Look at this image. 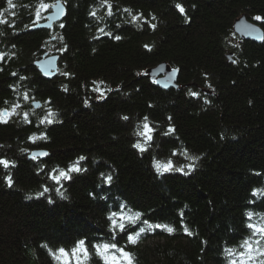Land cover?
Wrapping results in <instances>:
<instances>
[{
	"label": "trees",
	"instance_id": "1",
	"mask_svg": "<svg viewBox=\"0 0 264 264\" xmlns=\"http://www.w3.org/2000/svg\"><path fill=\"white\" fill-rule=\"evenodd\" d=\"M60 1L65 19L43 30L34 28L35 11L54 0H13L11 9L0 0V19L7 21L0 24V109L21 105L19 115L0 118L8 121L0 123V158L15 164L0 166V264H58L49 248L70 252L80 239L90 253L86 264H103L91 245L110 241L107 208L121 203L126 213L139 211L141 219L174 228L148 230L134 245L120 239L133 264H225V247L240 250L249 234L246 212L264 214V196L252 195L264 191V40H241L233 31L242 14L264 30V19H254L264 18V0ZM50 8L39 9L42 17ZM134 15L140 19L132 23ZM152 16L154 30L142 23ZM44 52L59 55L50 81L33 66ZM161 62L179 69L177 89L163 90L149 77ZM189 89L200 96L190 97ZM49 108L61 123L40 125ZM25 113L31 123L24 122ZM145 117L155 132L141 153L132 145L143 139L137 132ZM169 125L175 131L165 136ZM35 148L50 153L45 172L86 157L81 164L87 170L62 182L67 199L39 172L40 160L29 158ZM187 156L199 157L193 171L184 169L187 175L157 174L153 167L154 157L180 167L191 163ZM101 172L113 176L110 186L100 183ZM8 173L12 187L3 179ZM42 184L52 190L37 198Z\"/></svg>",
	"mask_w": 264,
	"mask_h": 264
},
{
	"label": "snow or ice",
	"instance_id": "2",
	"mask_svg": "<svg viewBox=\"0 0 264 264\" xmlns=\"http://www.w3.org/2000/svg\"><path fill=\"white\" fill-rule=\"evenodd\" d=\"M104 2L107 4V0H104ZM8 8L11 9L15 7L13 4V0H7ZM50 7H57L55 4L49 5L48 3H41L39 5V9H43L45 12L49 10ZM108 12L107 16L111 17L114 13L112 11V6L110 4L107 5ZM37 9L35 11V18L32 20V23L35 25L39 22L41 18L45 19H52V17H42V14L40 10ZM59 11V9H57ZM175 10L181 15L186 16V9L181 3L175 4ZM125 12L128 11V9H124ZM3 13L0 12V16H2ZM91 16H95V13H90ZM140 19V16H132V23H135L137 20ZM156 17L152 16L151 20L144 19L142 21L143 24H146L149 28L155 29L157 27L156 24L152 23V20H155ZM256 21H261L262 17L256 16L254 17ZM7 21L4 19H0V24H6ZM11 27H14V25H10ZM60 27H63V24H60ZM117 28H120V25H116ZM245 29H248V26H245ZM101 32L104 33V35L108 36L111 39H114L116 41H119L122 39L121 35H113L112 32H105L103 28L100 29ZM99 39V37H97ZM147 47V46H146ZM151 50V49H149ZM4 59V54L0 53V61ZM3 69H0L2 71ZM163 71V69H161ZM178 70L173 69V74H175ZM65 76L68 75L67 72L63 73ZM13 76L17 75L16 73H12ZM20 80H24V76L19 77ZM209 87H211L209 85ZM65 91H67V86H65ZM93 91H99V89H93ZM108 91H111V89H108ZM104 93L101 92V97H103ZM188 95L193 98H198L200 96V93L192 91L189 89ZM31 97L27 94V92L23 96V100L25 102L29 101ZM209 101L207 99L204 100V103L207 104ZM7 103V102H6ZM85 105H88V101H84ZM21 105L19 103L14 104L10 108L0 109V118L4 116H8L11 118L14 115H19V113L16 111L19 109ZM37 107L39 108L40 105L37 104ZM125 121L129 119V117L124 116L122 117ZM169 121H171V117L168 118ZM23 120L25 123H31L29 120L27 113L24 114ZM145 122L142 124L143 132H137L138 137H142V140H137L135 143H133L132 147L137 149L139 152L144 153L147 151V145L149 142L153 139V133L155 132V129L147 122L148 117L144 118ZM8 121L0 119V123H7ZM54 123H61L59 119L56 118V113L53 112L50 108L47 111V115L44 119H41L39 121L40 125L48 126L52 125ZM175 131V128L171 125L167 127V130L164 131L162 134L167 136ZM41 138L46 140L47 136L44 133H41ZM29 140H35V137H29ZM24 151L23 149L21 150ZM177 153L175 151L172 152V155L175 156ZM185 155H187L185 153ZM50 156V154L47 151H39L34 152L29 157L30 159L36 161L40 160V163L38 165V169L40 173H44L46 178L53 182L55 187L56 194L61 199H67L64 192L61 190L64 187L63 181H68L73 178V173H81L83 171H86L81 162L86 160V157L81 155L77 158L76 161L70 163L66 168H60L59 166L51 168V170L45 172L44 165L47 164V161L43 158ZM187 159L191 161V163L175 167L173 162L171 160H168L166 163H161L153 158V167L157 174H163L166 172L176 171V172H182L183 174L187 175L188 172H191L194 170L195 167V161L199 160V157L196 156H187ZM0 166H3V168L8 169L9 167H15V164L0 158ZM187 168L188 172H185L184 169ZM4 182L9 186L12 187L13 180L12 175L10 173L5 174ZM113 181V176L110 174H105L103 172L100 173V183L105 186H110ZM43 188L42 192H37L36 197H42L45 195V193H48L50 190H52L51 186L47 185H41ZM99 186V185H98ZM106 191V188H101V192ZM91 195V194H90ZM253 196H264V191H261L259 189L254 190L252 192ZM96 197L100 200H105L107 197L101 195L100 193L96 194ZM32 196L28 195L26 196V199H31ZM48 202L51 204L53 203V200L51 197H48ZM249 203H253V201H249ZM125 205L124 204H118L116 208H112L109 206L107 210L109 211V215L107 216L108 220V230L112 233L111 239L109 242H95L92 243V248L95 249V254L100 258L101 261H103V264H133V257L130 252L125 251L123 247H119V240L124 239L126 237L127 244L134 245L137 242V239L146 231L148 230H166L168 233H172L174 231L173 227H169L166 224L162 223H151L148 219H141L142 213L139 211L132 213L131 210H129L127 213L125 212ZM254 217H258L257 219H254ZM245 228L249 230V234L245 236V238L240 242L239 249L237 248H229L225 247L224 249V256H225V264H264V214H258L253 211H248L245 214ZM137 224L145 225L146 227H139L138 230L136 229ZM182 227H185L183 224ZM185 233L191 234L188 232L187 227H185ZM119 237V238H118ZM49 255L52 256L53 260L57 261L58 264H86V261L90 258L89 249L86 245V241L84 239L77 240L75 242V245L71 248L70 252L68 249L64 247H60L53 251L51 248H49Z\"/></svg>",
	"mask_w": 264,
	"mask_h": 264
},
{
	"label": "water",
	"instance_id": "3",
	"mask_svg": "<svg viewBox=\"0 0 264 264\" xmlns=\"http://www.w3.org/2000/svg\"><path fill=\"white\" fill-rule=\"evenodd\" d=\"M57 7H51L50 12L46 17H52V19H45L39 22L34 28L48 30L52 27L53 24L61 22L66 17V7L57 0L54 3ZM59 9V11L57 10ZM248 26V29H245V26ZM233 31L241 39L245 41H250L254 43H261L264 40V30L256 23L248 20L245 14H242L240 17L236 18L233 22ZM231 54L228 55L230 57ZM59 56L57 54H42L37 60L34 61L33 66L41 77L45 80H52L57 75ZM163 69V71H161ZM173 69L168 63L161 62L158 65L154 66L148 70L149 77L152 78L156 85L163 89L167 90L169 88H178L177 77L178 71L173 74ZM33 107L37 108V104L40 105V102H33ZM39 151H49L44 148H35L30 151L29 157L34 152ZM50 154V153H49ZM47 157L43 158L44 160Z\"/></svg>",
	"mask_w": 264,
	"mask_h": 264
}]
</instances>
